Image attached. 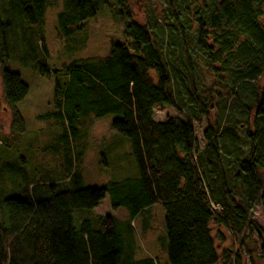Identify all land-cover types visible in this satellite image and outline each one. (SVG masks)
Instances as JSON below:
<instances>
[{"label":"trees","instance_id":"1","mask_svg":"<svg viewBox=\"0 0 264 264\" xmlns=\"http://www.w3.org/2000/svg\"><path fill=\"white\" fill-rule=\"evenodd\" d=\"M62 1L72 13L70 22L80 27L95 17L101 3L114 5L131 20L127 0ZM164 3L168 26L178 29V36H172L169 43L158 40L157 44L150 28L130 21L123 33L124 43L112 45L106 57L73 62L64 70L70 84H77L89 95V104L97 108L96 118L115 116L110 129L130 143L138 167L135 183L129 189L112 184L110 188H75L7 199V225L0 227V264H157L153 259L135 262L132 255L130 223L152 205L164 211L162 245L168 264H218L221 258L208 227L210 223L224 227L228 222L251 229L261 243L260 256L264 259V231L249 216L255 199L264 210V191L259 190L257 178V171L264 170V87L250 89L264 75V0ZM44 8V0H25L21 12L29 24H35L41 21ZM57 18L63 27L66 15L61 13ZM9 26L0 18L3 51ZM192 27L193 44L198 57L205 61L212 87L229 92L238 104L241 93L248 91L251 96L249 105L243 106L251 120V131L244 135L248 156L233 163L240 173L235 183L239 177L245 191L251 188L245 208L235 203L222 170L218 136L223 124L208 121L203 132L205 153L201 154L189 118L183 122L177 118L164 123L153 120L156 106L179 110L166 56L171 49V57L175 54L188 63L191 56L184 39ZM188 83L187 94L193 101V82L188 79ZM1 86L5 106L12 109L10 130L21 133L22 119L15 106L24 100L28 89L17 74L6 70L1 72ZM61 94L62 89L55 84L58 108ZM205 97L217 102L222 95L207 92ZM214 107L211 104L203 111ZM71 132L73 135L74 130ZM79 179L78 174H73L72 180ZM116 188L117 197L113 195ZM106 196L112 212L125 210L126 222L92 214ZM75 212H87L89 219L78 217L76 227ZM121 226L126 229V240L118 231ZM231 256L223 253L224 260L241 264L239 254Z\"/></svg>","mask_w":264,"mask_h":264},{"label":"rangeland","instance_id":"2","mask_svg":"<svg viewBox=\"0 0 264 264\" xmlns=\"http://www.w3.org/2000/svg\"><path fill=\"white\" fill-rule=\"evenodd\" d=\"M22 1L25 0H0V18L10 24L4 34V51L0 46V227L7 225L5 201L12 197L75 188H110L112 184L129 189L135 183L138 167L130 143L110 129L115 116L109 114L96 118L97 108L89 104V95L77 84L71 85L64 70L73 62L106 57L112 45L124 43L123 33L130 21L150 28L157 44L160 43L158 40L169 43L172 36H178L177 27L170 28L166 21L164 0H127L131 20L114 5L101 3L95 17L81 27L79 23L70 22L72 13L66 10L62 0H44L41 21L29 24L21 12ZM61 13L66 15L63 27L57 18ZM187 33L184 40L191 56L190 65L175 54L171 57V49L166 56L179 110L156 106L153 120L164 123L166 119L177 118L183 122L189 118L201 154L205 153L203 132L208 121L219 126L223 124L218 146L227 187L237 205L248 207L251 188L245 191L239 184V177V182L235 183L234 178L240 173L233 163L235 160H246L248 156L244 135L247 130L251 131V120L243 106L249 105L250 93H241L238 104L229 92L212 87L213 81L205 61L198 57V50L193 44L194 27ZM174 40L176 43L179 41ZM2 70L17 74L28 89L24 100L15 106L22 119L21 133L10 130L12 109L7 108L3 100ZM151 76L155 81L154 73ZM188 79L194 86L193 101L187 94ZM55 84L62 89L59 108L55 104ZM251 86V90L264 87V75ZM207 92H219L222 98L215 102L205 97ZM211 104L215 106L213 109L203 111ZM203 112L207 115H202ZM71 129L74 130L73 135ZM73 174L80 176L79 181L72 180ZM257 178L259 190L264 191V170L257 171ZM116 194H119L117 188L113 191L115 197ZM109 199L106 196L96 206L95 214H110L125 220V210L112 212ZM80 216L84 220L89 219L87 212H75L76 227ZM249 216L264 231V210L258 199L252 203ZM163 219L162 207L155 205L134 221L131 243L135 262L153 259L157 264H168L162 245ZM208 228L221 258L218 264H232V259L224 260V252L232 258L239 254L241 264H264L260 256L261 243L249 227L240 228L228 222L224 227L210 223ZM118 231L125 239V227H119ZM155 242L161 247L157 249Z\"/></svg>","mask_w":264,"mask_h":264},{"label":"crops","instance_id":"3","mask_svg":"<svg viewBox=\"0 0 264 264\" xmlns=\"http://www.w3.org/2000/svg\"><path fill=\"white\" fill-rule=\"evenodd\" d=\"M102 202V201H101ZM100 202V203H101ZM155 205H152L151 207H149L146 211H149L150 209H152L153 207H154ZM95 209H96V207L93 209V211H92V214H94V215H96L95 214ZM121 209V208H120ZM118 210V209H117ZM143 213V212H142ZM126 216V218H125V220H120V219H117L115 216H113L118 222H126L127 221V214H125ZM140 215V214H139ZM139 215H137L134 219H133V221L130 223V225L131 226H133V223H134V221L139 217ZM97 216V215H96ZM99 216V215H98ZM104 216H111L110 214H105ZM155 245L157 246V249L159 248V246H160V244L159 243H157V242H155Z\"/></svg>","mask_w":264,"mask_h":264}]
</instances>
